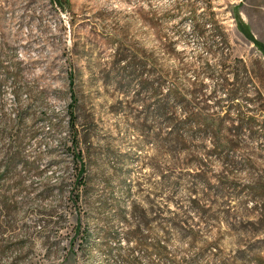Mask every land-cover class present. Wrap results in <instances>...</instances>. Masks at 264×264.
Masks as SVG:
<instances>
[{"label": "rangeland", "instance_id": "374dc122", "mask_svg": "<svg viewBox=\"0 0 264 264\" xmlns=\"http://www.w3.org/2000/svg\"><path fill=\"white\" fill-rule=\"evenodd\" d=\"M255 41L264 0H0V264H144L138 224L197 264H264Z\"/></svg>", "mask_w": 264, "mask_h": 264}, {"label": "trees", "instance_id": "16d2710c", "mask_svg": "<svg viewBox=\"0 0 264 264\" xmlns=\"http://www.w3.org/2000/svg\"><path fill=\"white\" fill-rule=\"evenodd\" d=\"M241 29L245 31V33L251 37V34L246 27L245 24L241 23L240 24ZM253 39V37H251ZM255 43L259 46V48L264 52V45L260 42L255 41ZM171 97L174 94H170ZM163 101V102H162ZM161 103H159V106L157 107V115L162 116L166 123L171 124V131L168 133V136L165 137L164 143H168L173 151L174 149H181V147L184 145V139H183V134L182 131L185 129L187 126V123L185 124V120L176 118L174 116V112L168 107V103L162 99ZM75 118H71V129H72V142H71V149L73 152V158H74V163L76 164V169H77V178H76V187L77 189L80 190V187L85 183L84 182V173L86 171V165L84 162V156H83V151L80 149V140H79V133L78 129L76 128L75 124ZM193 133V132H192ZM158 138V136H156ZM77 199H80V194ZM174 228L179 231L180 234L183 235H190V238L192 241H194L193 238V233L191 229H188L185 223H179L174 221ZM80 227V226H79ZM189 230V231H188ZM79 233L80 228H79ZM86 239H88V232L85 228V233H84ZM127 239L132 243L131 248L132 249H139L140 251L146 252L147 256H149V259L146 263L144 264H197V259L193 256H184L181 253H178L179 251L173 249L170 247L169 243L170 240H164L160 239L158 237H155L151 240L150 243L147 244V239L144 236H141V225L138 224L137 228L129 230L127 232ZM148 245V246H145ZM144 248V249H142ZM123 247L120 245L119 246V255L122 259V261L125 264H143L141 259L138 257H134L130 254H122ZM111 252V250H110Z\"/></svg>", "mask_w": 264, "mask_h": 264}]
</instances>
